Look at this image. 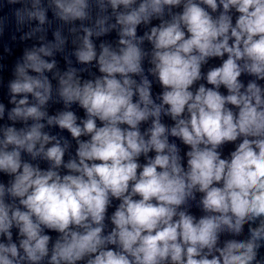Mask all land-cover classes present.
Wrapping results in <instances>:
<instances>
[{
	"label": "clouds",
	"instance_id": "1",
	"mask_svg": "<svg viewBox=\"0 0 264 264\" xmlns=\"http://www.w3.org/2000/svg\"><path fill=\"white\" fill-rule=\"evenodd\" d=\"M8 3L38 23L0 103V264H264V0ZM65 25L85 67L57 68Z\"/></svg>",
	"mask_w": 264,
	"mask_h": 264
}]
</instances>
